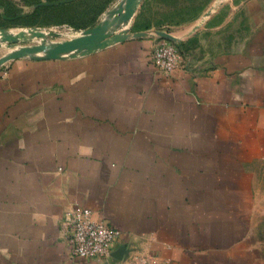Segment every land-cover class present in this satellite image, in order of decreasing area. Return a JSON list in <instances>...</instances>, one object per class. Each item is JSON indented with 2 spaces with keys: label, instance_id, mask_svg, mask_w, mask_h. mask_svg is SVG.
<instances>
[{
  "label": "crops",
  "instance_id": "obj_1",
  "mask_svg": "<svg viewBox=\"0 0 264 264\" xmlns=\"http://www.w3.org/2000/svg\"><path fill=\"white\" fill-rule=\"evenodd\" d=\"M258 9L247 40L172 76L152 64L161 32L134 25L80 56L1 64L0 264H123L134 255L262 264L247 236L264 159ZM74 206L120 230L109 258L70 257L61 218Z\"/></svg>",
  "mask_w": 264,
  "mask_h": 264
},
{
  "label": "rangeland",
  "instance_id": "obj_2",
  "mask_svg": "<svg viewBox=\"0 0 264 264\" xmlns=\"http://www.w3.org/2000/svg\"><path fill=\"white\" fill-rule=\"evenodd\" d=\"M249 2H257L256 7L248 10ZM125 3L126 0H0V54L46 57L58 44L81 37L75 44L78 48L56 59L71 58L122 40L134 25L170 36L172 39H164L175 43L180 65L204 67L214 54L247 40L258 24V8L264 11V0H133L134 14L120 20L131 13ZM103 31L106 33L95 47ZM20 32L23 36L16 41L1 40L3 34ZM33 32L44 35L37 37ZM35 46H42V50L35 52ZM255 189V197L247 202V236L254 240L264 264V159L256 169Z\"/></svg>",
  "mask_w": 264,
  "mask_h": 264
},
{
  "label": "built area",
  "instance_id": "obj_3",
  "mask_svg": "<svg viewBox=\"0 0 264 264\" xmlns=\"http://www.w3.org/2000/svg\"><path fill=\"white\" fill-rule=\"evenodd\" d=\"M155 69L172 76L180 66L179 53L171 40L157 41L151 52ZM61 234L69 248L70 257L105 259L111 256L112 247L121 237L117 228L99 223L86 207L74 206L65 209L61 218ZM123 264H162L152 255L131 256Z\"/></svg>",
  "mask_w": 264,
  "mask_h": 264
},
{
  "label": "water",
  "instance_id": "obj_4",
  "mask_svg": "<svg viewBox=\"0 0 264 264\" xmlns=\"http://www.w3.org/2000/svg\"><path fill=\"white\" fill-rule=\"evenodd\" d=\"M132 1L133 0H126L125 9H129L131 7ZM135 9H136V7H135ZM135 9H133L129 15L125 14L123 17H120V20H126V19L130 18L134 14ZM118 12H122V9H119ZM99 28H100V26L97 27V28H95V29H99ZM105 33L106 32L103 31V34H101L99 36V38L96 40V42L94 43L95 44L94 45L95 47H97V44H98L97 42L103 38V36L105 35ZM33 34L36 35L37 37H41V36L44 35V33H42V32H33ZM22 36H23V33L22 32L18 33L17 35L3 34L1 36V40L2 41H5V40H7V41H16L19 37H22ZM93 38H94V36L91 35V40ZM164 38L165 39L166 38L172 39V38H170V36H167L166 34L161 33L160 39L165 40ZM81 39L82 38L79 37V38L73 39L71 41H67V42L60 43L57 46H55L54 48L50 49L48 51V55L46 57H41V58H53V59H56V58L59 57V54L66 53V52H69V51H72V50L78 48V47L75 46V44L78 43V42H80ZM35 49H36L35 52L36 51H40V50H42V46H35ZM23 53H30V52H23ZM21 54H17V55H9V54H7L6 56L0 58V65L3 64L6 60H8L10 58H14V57L21 56ZM32 57H34V56H32ZM34 58H39V57H34ZM124 255H125V252H122V256H124Z\"/></svg>",
  "mask_w": 264,
  "mask_h": 264
},
{
  "label": "bare ground",
  "instance_id": "obj_5",
  "mask_svg": "<svg viewBox=\"0 0 264 264\" xmlns=\"http://www.w3.org/2000/svg\"><path fill=\"white\" fill-rule=\"evenodd\" d=\"M138 1V0H137ZM133 4V3H132ZM134 5L135 4H133V5H131V7L128 9L129 11H128V13H130L132 10H133V8H134ZM123 7V6H122ZM127 10V9H126ZM123 13V12H122ZM116 19H118V18H116ZM119 24V23H118ZM99 26H101V25H99ZM96 32H97V30H96ZM87 34V33H86ZM31 47H28V49H30ZM18 50V49H17ZM19 51V50H18ZM34 51V50H33ZM83 51H85V50H83ZM14 52V51H13ZM31 52V51H30ZM78 52V51H77ZM18 54V53H17ZM16 54V55H17ZM20 54V53H19ZM72 54H74V53H72Z\"/></svg>",
  "mask_w": 264,
  "mask_h": 264
}]
</instances>
